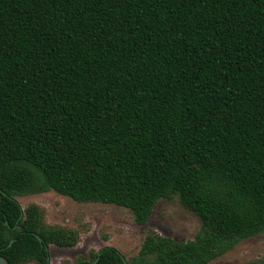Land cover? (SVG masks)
<instances>
[{
	"label": "trees",
	"instance_id": "trees-1",
	"mask_svg": "<svg viewBox=\"0 0 264 264\" xmlns=\"http://www.w3.org/2000/svg\"><path fill=\"white\" fill-rule=\"evenodd\" d=\"M47 191L139 226L176 197L200 220L186 242L148 231L128 264H210L263 233L264 0H0L8 264L78 243L37 205L21 212L15 197Z\"/></svg>",
	"mask_w": 264,
	"mask_h": 264
},
{
	"label": "rangeland",
	"instance_id": "rangeland-1",
	"mask_svg": "<svg viewBox=\"0 0 264 264\" xmlns=\"http://www.w3.org/2000/svg\"><path fill=\"white\" fill-rule=\"evenodd\" d=\"M21 209L37 205L45 224L76 231L78 243L72 248H48L49 264H76L78 258H90L102 248L116 249L128 262L137 255L148 231L176 241L192 240L201 223L198 217L173 197L159 200L144 226L135 224L130 210L104 204H80L53 191L15 197ZM27 264H37L35 262ZM210 264H264V232L240 241Z\"/></svg>",
	"mask_w": 264,
	"mask_h": 264
},
{
	"label": "water",
	"instance_id": "water-1",
	"mask_svg": "<svg viewBox=\"0 0 264 264\" xmlns=\"http://www.w3.org/2000/svg\"><path fill=\"white\" fill-rule=\"evenodd\" d=\"M0 197H1V194H0ZM22 211L23 210L21 209V212ZM13 229H16V227H14ZM36 238L41 242V240H40V238L38 236H36ZM45 250L48 251V247H45ZM119 256H120V259H121V261H122L123 264H128L127 261H126V259L124 258V256H122L121 254H119ZM47 262H48V259H47ZM0 264H8V262L3 257H0ZM48 264H49V262H48ZM93 264H96V260L93 261Z\"/></svg>",
	"mask_w": 264,
	"mask_h": 264
},
{
	"label": "flooded vegetation",
	"instance_id": "flooded-vegetation-1",
	"mask_svg": "<svg viewBox=\"0 0 264 264\" xmlns=\"http://www.w3.org/2000/svg\"><path fill=\"white\" fill-rule=\"evenodd\" d=\"M23 212V211H22ZM7 222H5V224H6ZM7 225V224H6ZM1 257V256H0Z\"/></svg>",
	"mask_w": 264,
	"mask_h": 264
}]
</instances>
